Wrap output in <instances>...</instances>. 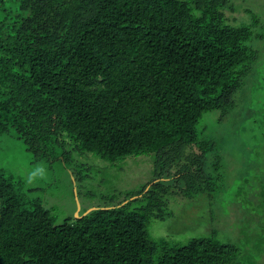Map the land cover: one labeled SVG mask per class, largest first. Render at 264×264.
I'll return each mask as SVG.
<instances>
[{
	"label": "trees",
	"instance_id": "1",
	"mask_svg": "<svg viewBox=\"0 0 264 264\" xmlns=\"http://www.w3.org/2000/svg\"><path fill=\"white\" fill-rule=\"evenodd\" d=\"M259 24L234 0H0V264H240L215 235L172 244L147 224L167 193L214 189L217 142L197 124L234 108ZM139 154L154 157L138 190L75 214L48 204L57 163L75 182L90 156ZM19 157L52 173L29 183Z\"/></svg>",
	"mask_w": 264,
	"mask_h": 264
},
{
	"label": "rangeland",
	"instance_id": "2",
	"mask_svg": "<svg viewBox=\"0 0 264 264\" xmlns=\"http://www.w3.org/2000/svg\"><path fill=\"white\" fill-rule=\"evenodd\" d=\"M234 1L238 8L254 11L263 29L264 0ZM253 45L258 51L257 59L234 94V108L223 119H219V110L206 112L197 124L200 137H211L217 142L218 168H207L218 175L214 189L196 197L167 193L161 218L147 224L151 239H166L172 244L184 243L190 237L215 235L237 247L235 260L240 264H264V38ZM90 157L94 165L82 181H71L67 170L57 163L54 171L63 177L57 191L45 195L48 204H55L61 215L75 214L97 203L100 192L118 195L138 190L152 177L153 154L130 155L115 165L94 155ZM213 157L210 154L208 161ZM10 166L21 171L24 178L37 167H43L46 174L52 173L44 164L23 157ZM75 189L79 196H73ZM86 191L94 195L87 196Z\"/></svg>",
	"mask_w": 264,
	"mask_h": 264
},
{
	"label": "clouds",
	"instance_id": "3",
	"mask_svg": "<svg viewBox=\"0 0 264 264\" xmlns=\"http://www.w3.org/2000/svg\"><path fill=\"white\" fill-rule=\"evenodd\" d=\"M46 176V171L43 167H37L36 169H34L33 171H31L28 174V182L32 183L34 182L36 179H44Z\"/></svg>",
	"mask_w": 264,
	"mask_h": 264
}]
</instances>
